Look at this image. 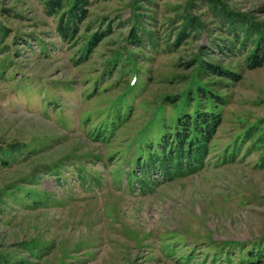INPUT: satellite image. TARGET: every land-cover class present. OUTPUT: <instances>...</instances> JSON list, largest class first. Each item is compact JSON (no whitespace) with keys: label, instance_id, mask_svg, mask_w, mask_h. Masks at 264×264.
Returning a JSON list of instances; mask_svg holds the SVG:
<instances>
[{"label":"rangeland","instance_id":"1","mask_svg":"<svg viewBox=\"0 0 264 264\" xmlns=\"http://www.w3.org/2000/svg\"><path fill=\"white\" fill-rule=\"evenodd\" d=\"M48 1L0 0V264H264V0Z\"/></svg>","mask_w":264,"mask_h":264},{"label":"trees","instance_id":"2","mask_svg":"<svg viewBox=\"0 0 264 264\" xmlns=\"http://www.w3.org/2000/svg\"><path fill=\"white\" fill-rule=\"evenodd\" d=\"M61 3L62 0H49L47 5L51 9H56L61 6ZM69 10L68 21L70 22H64L65 25L60 26L63 35H66L67 26L71 21H81L84 17L83 8L76 2L69 7ZM262 41L256 45L253 53L247 57V65L250 68L260 67L264 64V41ZM217 112L197 108L193 114L186 113L184 116L177 117L173 124V130L168 132L169 136L166 140L164 139L161 146L164 154L167 153L161 166L164 165V170L168 174L173 175L175 173L174 167L171 165L174 158L178 163L175 166L176 171L180 167L183 168V166L197 167L202 162L206 147L220 123V113Z\"/></svg>","mask_w":264,"mask_h":264}]
</instances>
